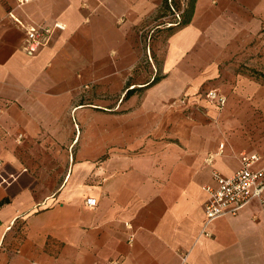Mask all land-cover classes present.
I'll return each mask as SVG.
<instances>
[{"label":"crops","instance_id":"crops-1","mask_svg":"<svg viewBox=\"0 0 264 264\" xmlns=\"http://www.w3.org/2000/svg\"><path fill=\"white\" fill-rule=\"evenodd\" d=\"M17 1L0 0V176L7 180L0 186V264H264V209L253 201L204 227L203 190L213 184L212 170L233 174L242 153L260 156L255 169L264 166V126L252 120L258 115L231 109L248 98L264 109L262 88L236 71L259 50L264 0H195L190 23L167 40L163 78L147 89L161 102L184 86L190 93L213 86L226 99L221 122L239 115L238 128L202 120L179 143L128 139L105 158L101 135L76 149L70 115L76 126L85 116L72 103L77 71L86 53L110 50V35L148 20L161 0ZM12 16L27 26L66 28L28 56ZM221 138L226 147L217 154ZM48 148L71 151L55 163ZM88 197L94 208L84 205Z\"/></svg>","mask_w":264,"mask_h":264},{"label":"rangeland","instance_id":"rangeland-1","mask_svg":"<svg viewBox=\"0 0 264 264\" xmlns=\"http://www.w3.org/2000/svg\"><path fill=\"white\" fill-rule=\"evenodd\" d=\"M178 8L176 9L174 0H167L166 4L161 0L148 20L133 25L130 29H118L110 35V50L98 54L86 53V67L77 71L78 82L71 90L75 93L72 103L85 110L81 126L74 123L72 112L70 115L78 139L76 149L81 140L86 138L94 144L95 138L101 135L105 158L114 151V143L128 139L179 143L189 137L191 129L202 120L216 127L223 126L224 131V126H228L230 122L238 128L241 119L239 115H229L221 122L220 115L227 106L216 110L206 102L204 92L213 87L208 84L199 86L194 93L189 92L190 85L184 86L185 90L182 89L176 95H168L161 102H152L157 95L149 93L147 89L139 90L154 76H163L162 63L166 43L180 20L176 15L180 16L185 7L179 2ZM122 23L118 21L115 24L120 28ZM259 33L262 36L254 41L259 50L253 56L248 55L247 61L240 63L236 71L256 80L258 87L263 90L264 103V22ZM254 43H250L249 47H253ZM130 89L137 91L134 95L124 98ZM148 105L150 109H146ZM231 109L239 112L253 109V114L258 116H254L252 120L256 121L258 126H264V109L256 107L250 98L235 101ZM136 112L139 113L135 115ZM260 132L264 135V128ZM222 143L225 148L226 141L223 138L218 141V147ZM69 151L71 148H48L45 153L53 162L59 163L62 156H66Z\"/></svg>","mask_w":264,"mask_h":264},{"label":"built area","instance_id":"built-area-1","mask_svg":"<svg viewBox=\"0 0 264 264\" xmlns=\"http://www.w3.org/2000/svg\"><path fill=\"white\" fill-rule=\"evenodd\" d=\"M30 0H18L17 5L22 6ZM171 1V0H168ZM188 0H180L182 7H185ZM179 18V15H176ZM12 19L20 24L17 19ZM25 34L23 51L28 56H33L37 50L49 45L55 31H64L65 25L54 22L49 26L36 27L20 24ZM206 100L213 104L217 110H222L226 104L224 96L217 90H208L205 93ZM9 103H5L7 106ZM224 143L218 147V153L222 154ZM212 157L207 159L211 163ZM239 168L230 176L223 177L217 171H211L212 185H204L203 190L207 194L204 203V227L222 216H235L250 202L257 204L264 209V166L255 169L254 166L260 161L257 154L242 153L239 156ZM6 179L0 176V186L6 185ZM97 204L95 198L88 197L84 200V205L94 208ZM11 226L8 227V230ZM204 232V231H203ZM207 236L209 234L205 233ZM109 264H121L119 260H111Z\"/></svg>","mask_w":264,"mask_h":264},{"label":"trees","instance_id":"trees-1","mask_svg":"<svg viewBox=\"0 0 264 264\" xmlns=\"http://www.w3.org/2000/svg\"><path fill=\"white\" fill-rule=\"evenodd\" d=\"M164 4H166L167 0H163ZM177 2V3H176ZM180 2V0H174V5L176 6V9L178 8V3ZM194 2L195 0H188L185 8H183L180 16H179V21L176 23V25L174 27H176V29H180L184 26H186L187 24L190 23L192 16H193V6H194ZM179 9V8H178ZM163 78V76H154L150 81L146 82L141 88H139V90H145L148 89L152 86H154L155 84H157L161 79ZM212 90V89H210ZM137 90L134 89H130L125 93L124 98H127L129 96H132L135 94ZM208 91V90H207Z\"/></svg>","mask_w":264,"mask_h":264}]
</instances>
